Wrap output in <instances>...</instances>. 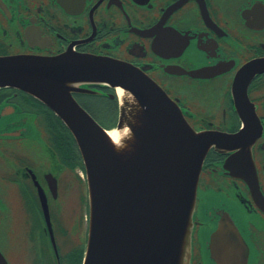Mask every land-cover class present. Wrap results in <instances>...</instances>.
Segmentation results:
<instances>
[{"label": "flooded vegetation", "instance_id": "af4514ba", "mask_svg": "<svg viewBox=\"0 0 264 264\" xmlns=\"http://www.w3.org/2000/svg\"><path fill=\"white\" fill-rule=\"evenodd\" d=\"M0 57L40 61L30 81L0 82V264H82L86 171L64 114L79 105L118 126L121 89L89 72L103 59L144 71L217 137L192 264H217L206 249L217 211L238 224L248 264H264V0H0Z\"/></svg>", "mask_w": 264, "mask_h": 264}, {"label": "water", "instance_id": "95a60500", "mask_svg": "<svg viewBox=\"0 0 264 264\" xmlns=\"http://www.w3.org/2000/svg\"><path fill=\"white\" fill-rule=\"evenodd\" d=\"M39 64L0 57V82L30 81L27 72L34 71L26 68ZM91 66L89 72L97 70L122 96L115 134L79 105L64 114L87 172L89 229L82 264H192L199 176L217 137L195 130L181 107L137 67L115 59ZM216 214L215 228L206 232L212 259L248 264L247 241L232 214ZM218 242L223 255L215 251ZM238 242L245 244L241 255L229 259Z\"/></svg>", "mask_w": 264, "mask_h": 264}, {"label": "rangeland", "instance_id": "374dc122", "mask_svg": "<svg viewBox=\"0 0 264 264\" xmlns=\"http://www.w3.org/2000/svg\"><path fill=\"white\" fill-rule=\"evenodd\" d=\"M81 191H84V190H83V189H81ZM84 195H87L86 186H85V193H84ZM86 199H87V197L85 196V202H86ZM76 204H77V203H76ZM85 210H87V204H86Z\"/></svg>", "mask_w": 264, "mask_h": 264}, {"label": "bare ground", "instance_id": "6f19581e", "mask_svg": "<svg viewBox=\"0 0 264 264\" xmlns=\"http://www.w3.org/2000/svg\"><path fill=\"white\" fill-rule=\"evenodd\" d=\"M112 134H115V130L112 132Z\"/></svg>", "mask_w": 264, "mask_h": 264}]
</instances>
